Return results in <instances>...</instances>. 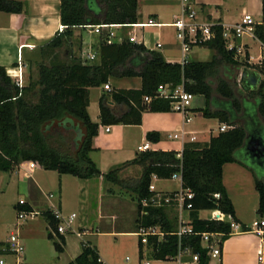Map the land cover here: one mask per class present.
Instances as JSON below:
<instances>
[{
  "label": "trees",
  "instance_id": "1",
  "mask_svg": "<svg viewBox=\"0 0 264 264\" xmlns=\"http://www.w3.org/2000/svg\"><path fill=\"white\" fill-rule=\"evenodd\" d=\"M23 9L22 1L0 0V11L21 13ZM60 16L64 30L42 47L41 52L51 56L52 60L39 65L35 83L20 86L0 65V170L9 171L22 162L34 161L60 174L80 178L102 176L110 184L128 188L121 173L125 167L137 166L140 175L130 189L138 205V228L153 225L162 227L166 233L163 239L151 236L149 242L153 246L155 258L164 260L174 259L178 254L179 238L172 234L178 225L172 222L164 206L146 207L147 213L143 214L142 200L156 194L151 189L154 176L171 178L173 173L182 171L184 188L194 192L190 200L193 205L190 216L194 234L185 235L182 245L191 246L192 253L199 254L198 264H209V250L202 245L201 234L222 232V240L225 241L230 236L231 225L221 219L201 218L200 211L219 209L232 215L234 220L237 219L223 180L226 163L241 162L254 172L259 193L258 213L264 217V166L260 167L262 172H257L243 158L247 156L258 160L245 145L247 131L260 138L264 144V49L259 65H252L247 60L240 61L236 49L228 48L222 25H215V37L198 43L215 50L208 61L168 62L161 52L150 50L143 43L124 39L121 43L107 44L103 39L99 56L90 63L73 56L74 28L136 23L138 0H61ZM255 34L264 44L263 24L256 25ZM63 48L66 59L71 57L70 61L58 58V50ZM241 65L257 66L263 74L258 89L250 91L245 97L238 96L234 84L221 72L222 68L230 70ZM137 76L142 79L140 88H114L103 94L100 98L101 123L92 121L88 111L90 88L108 84L111 78ZM213 79L217 81L216 88ZM162 84L172 87L183 84L188 92L204 95L207 105L198 109L203 116L217 118L232 127L212 136L204 147L185 145L181 156L175 150L142 151L134 159L102 173L90 157V152L95 149L93 140L100 126L141 124L146 111L173 110V99L157 94ZM146 96L151 101L146 102ZM69 116L77 118L84 127V131L80 126L75 127L82 140L75 158L67 156L51 142L52 124L62 118L71 121ZM160 138L159 131L147 133V139L152 142H158ZM108 191L114 192L112 187ZM19 209L33 210L28 204L19 206ZM43 214L51 227L48 237L53 240L57 252L61 253L66 243L65 235L58 232V221L51 210ZM67 264L102 262L97 250L84 243L82 252Z\"/></svg>",
  "mask_w": 264,
  "mask_h": 264
},
{
  "label": "crops",
  "instance_id": "2",
  "mask_svg": "<svg viewBox=\"0 0 264 264\" xmlns=\"http://www.w3.org/2000/svg\"><path fill=\"white\" fill-rule=\"evenodd\" d=\"M18 1L24 3V9L21 13L0 11V65L5 67L8 74L16 81L21 79L22 85H28L29 83L26 82V69L30 63L37 59V56L42 51V47L64 30V25L61 22L60 16L61 0ZM192 2L198 12L199 20L217 23L222 26L239 22L246 13L253 15L254 19L258 22L264 19L263 0H192ZM180 15L181 6L175 0H138V20L136 24H115L112 27V30L115 32L116 43H121L124 39H129L133 36L136 39V43H143L148 49L161 52L168 62L183 63L186 58L182 43L177 38L176 27L170 25ZM149 19L162 23V25L141 26L138 24L146 23ZM80 29L89 28L78 26L73 30L74 35L72 37L81 36L82 38L79 55L74 57L83 60V53L89 46H92V38L89 35L88 39L84 40ZM89 33L92 34L90 30ZM97 37L98 39L94 44V48L100 51L103 37L100 34ZM252 39L260 43V49L256 55L252 54V50H254L250 43ZM235 42L239 47L243 46L244 49V53L237 56L238 58L240 55L243 56L242 59L239 58L240 61L249 59V63L252 65H259L261 63L264 44L256 34L254 36L243 34L241 37H236ZM158 43H161V47H158ZM195 46H199L201 49L209 47L192 45L187 55V60L201 61L197 58L198 53L193 51ZM212 50L214 55L215 50ZM90 63H93V61ZM256 67L253 69L259 71ZM225 70V68H222L221 72L225 73ZM261 75L263 78L262 73ZM131 79V82L127 83V86H113V89H137L141 87V77H131ZM109 82H111V79ZM102 86L105 87V85L97 87L98 94L95 99L98 104L91 97V90L95 87L90 88L88 111L92 121L97 123H101L100 98L105 94ZM105 90L110 91L112 89L105 88ZM202 96L206 98L204 95ZM201 102V104H191L186 113L175 109L165 112L146 111L143 113L141 124H113L110 131L105 130L106 125H101L98 135L93 140L95 149L90 152L91 159L97 168L102 173H105V169L110 170L116 165L134 159L142 152L139 150V146L146 143L150 145L149 150H175L179 153L183 151L187 144H195L199 147L206 146L211 137L219 133V127L222 123L217 118L203 116V113L198 109L206 107L207 99H202ZM212 122H218V126L217 123ZM242 123H244V120ZM149 131H159L161 134L160 140L158 142L148 140L147 133ZM174 134H178V137L175 138ZM255 157L259 160L260 167H263L264 152L259 153V156ZM39 166L41 169H45L37 163L32 169H26L19 165L8 172L10 173V178L17 176L20 188L27 195V204L45 218L50 232L49 221L43 213L54 209L65 211L64 190L63 186H61L58 196L51 192L52 190L47 191L44 184L40 180H36L34 176ZM99 178L102 180L104 187L102 201L100 205L96 206V208H99V220L94 221L91 215L94 207L87 202H81L82 205L79 211L72 210V213H77L75 229L77 232L83 233L84 236H79L77 233L65 235L66 243L64 251L59 253L53 264H67L74 260L82 252L84 243H88L97 250L102 264H124L120 258L123 252L121 250L124 248H128L134 255H136V252L139 254V263L135 261V264H151L149 261H143V258L146 256L153 258L155 256L153 246L149 242L150 237L148 242H143L141 236L137 234L139 230L137 202L134 206L131 223L126 226L118 225L113 221L112 214H110L108 208L114 203V199L120 201L121 199L118 198L122 197L108 193L109 188L107 187L106 189V183L108 182L102 176H99ZM159 179L166 178L153 177L151 185L155 193H171L178 190L155 188V181ZM223 180L236 210L237 219L235 221L243 228H252L253 223L257 220H254L251 224V220L246 219L240 212L239 205L245 206L249 203L250 206L252 205L253 210L258 213L259 193L256 188L254 172L241 162H229L223 167ZM56 197L57 200L55 201ZM164 207L172 222L178 225L177 229L180 225V217L182 216L185 219V213H187L188 218L185 220H191L190 211L188 210L180 211L176 206ZM208 211H210L208 218L211 219L213 213L211 210ZM49 232L45 233L47 237ZM164 236L165 234L157 237L161 240ZM8 239H0V242L5 243ZM259 244L260 236L254 231L230 235L227 240H222L220 264H257ZM10 256L14 257L12 254H6L5 257L9 258ZM159 261L166 262V259H159ZM8 263L21 264V256L19 258L15 256V259L10 258Z\"/></svg>",
  "mask_w": 264,
  "mask_h": 264
},
{
  "label": "rangeland",
  "instance_id": "3",
  "mask_svg": "<svg viewBox=\"0 0 264 264\" xmlns=\"http://www.w3.org/2000/svg\"><path fill=\"white\" fill-rule=\"evenodd\" d=\"M80 32L82 33L84 40L88 39L87 37L89 35L91 36V45L94 47V44L98 39V34H90L89 29H80ZM81 39V36L76 38L72 37V51L74 50L73 56L79 55V50L82 46ZM250 43L254 48L252 54L256 55L260 49V43L254 39H252ZM86 50H88V48ZM64 51V48L58 50V58L70 61L71 57L66 59ZM193 51L198 53L197 58L201 61H208L213 57V50L211 48L201 49L199 46H195ZM239 58L242 59L243 56L240 55ZM51 60V56H47L43 52H40L37 59L30 63L26 69V82L35 83L37 81L39 65L41 63H49ZM237 67L242 68L244 66H235L230 70H225V73H222V76H225L228 81L234 84L239 97H245L248 96V93L240 86L238 81H233ZM131 80V77H123L122 79L111 78L109 84L111 89H113V86H127V83L131 82ZM212 83L214 88H216V79H213ZM102 89L105 94L111 91L105 90L104 86H102ZM97 94L98 88H92L91 97L96 103L97 101L95 98L97 97ZM214 94L218 95L217 92H214ZM202 99L205 100L206 98L202 95H194L191 104H201ZM92 113H94V111H92ZM69 117H71V121L62 118L56 120L52 124L53 136L51 142L64 154L75 158L82 141L81 135L77 132L75 127L80 126L83 131L84 127L77 118L72 116ZM212 123H217L218 126V122ZM243 158H246L245 160L253 165L257 172H262L258 160L254 161L253 158L247 156ZM105 170V172L109 171V169ZM139 175L140 172L137 166H129L125 167L121 173V176L124 179V184L128 185V188L106 183V189L107 187H112L114 191L113 193L108 191V193L122 197L118 198L121 199L120 201L112 198L114 199V203L108 208L110 214H112L111 217L113 218V221L120 226L129 225L133 220V210L136 201L134 200L135 194L130 188L135 185ZM34 176L36 180H40L42 184H44L47 191L52 190L51 192L57 194V196L60 187L63 186L65 214L72 213V210L79 211L82 205L81 202H87L94 207V210H92L91 213L94 221L99 220V208H96V206L98 204L100 205L102 201V193H104L103 182L99 176H95L89 180L79 179L71 174H60L55 170L41 169L40 166ZM154 186L157 189H180L179 181L170 178L156 180ZM21 199L27 200V195L20 188L17 176L10 178V173L8 171H0V239H8L12 233L19 235V239L25 247L24 253L20 255L21 264H53L59 256V252L55 249L53 240L45 235V233L49 232L47 222L41 214H38L34 218H19L18 215L20 209L18 203ZM54 200L56 201L57 197ZM239 206L240 212L246 219L248 218L251 220V224L254 220L260 221L262 219V216H260L257 211H254L252 205L250 206L249 203L245 206ZM200 216L202 218H208L210 216V211L203 210L200 212ZM185 219H188L187 213H185ZM121 251L123 252L121 253L120 258L124 264H135V261L139 263V254L137 252L136 255H134L128 248H124ZM10 258L15 259V256H10L6 259L9 260ZM143 261H149L151 264H180L177 259L162 262L151 256L144 257ZM220 262V257L212 258L210 264H220Z\"/></svg>",
  "mask_w": 264,
  "mask_h": 264
},
{
  "label": "built area",
  "instance_id": "4",
  "mask_svg": "<svg viewBox=\"0 0 264 264\" xmlns=\"http://www.w3.org/2000/svg\"><path fill=\"white\" fill-rule=\"evenodd\" d=\"M181 6V15L176 18L173 25L177 29V38L182 43V48L185 53V58L187 60V55L192 48V45H198V43L211 40L215 37L216 32L214 30L217 23L201 21L198 18V12L194 7L192 0H175ZM258 23L264 24V19L261 22L256 21L253 15L246 13L243 18L232 25L222 26L223 27V37L227 40V46L229 49H236L237 56L244 53L243 46L239 47L236 42V37H241L243 34H249L251 36L255 35V27ZM136 24V23H135ZM141 26L147 25H162L153 19H149L148 22L138 23ZM115 24H97V25H88L90 32L100 34L104 36V40L107 44L116 43L115 32L112 30V27ZM63 28V27H62ZM130 41L135 42V37H130ZM158 47H161V43H158ZM99 56L98 49H95L92 46L88 47L83 53L84 62H92L97 59ZM246 60V59H245ZM249 61V59L247 60ZM20 86H22L21 79L17 81ZM106 89H110V85L105 84ZM158 96L171 98L173 109L186 113L188 107L191 105L194 94L188 92L183 84H180L176 87H172L170 84H162L157 90ZM145 101H151L149 96L145 97ZM232 126L227 123H222L219 127V132L227 131ZM111 125L105 126L106 131H110ZM174 137L177 138L178 134H174ZM150 149L149 143L139 146L140 151H147ZM181 156V153L179 154ZM37 165V162L34 161H25L20 164V166L26 169H32ZM171 178L176 179L180 183V189L171 192V193H156L151 198H145L142 200V213L145 214L147 211L146 207L149 206H176L180 211L188 210L190 211L193 207L192 202L190 201L194 197V192L190 189H186L183 186V177L182 171H178L172 174ZM152 189V185H151ZM219 197V194H216ZM27 204V201L21 199L18 203L19 206H24ZM54 217L57 219V230L63 235L77 233L79 236H84L83 233L77 232L75 229V220L77 218V213L73 212L70 214H65L61 209L51 210ZM213 216L211 219H221L223 221L230 222L231 231L230 235L241 232L254 231L260 236V244L257 251V264H264V219L260 221H255L252 225V228H243L239 223H237L232 215L228 213H223L219 209L211 210ZM38 215V212L35 210H24L20 209L19 218H34ZM137 234L141 236L143 242H148L149 237L159 236L166 234L160 227V225H153L149 227H140L137 231ZM179 238V250L178 254L174 257L177 259L180 264H198L199 254H193L191 246H183L182 238L188 234H194L191 220H185L180 217V225L177 230L172 232ZM198 234V233H197ZM222 232H205L202 233V245L205 248H208V255L212 258H218L222 254ZM24 251V246L19 239L18 234L12 233L9 239L5 243L0 244V264H9L6 259V254H12L17 258ZM186 257H189L186 259ZM101 261V260H100Z\"/></svg>",
  "mask_w": 264,
  "mask_h": 264
},
{
  "label": "water",
  "instance_id": "5",
  "mask_svg": "<svg viewBox=\"0 0 264 264\" xmlns=\"http://www.w3.org/2000/svg\"><path fill=\"white\" fill-rule=\"evenodd\" d=\"M262 80V75L259 71L254 70L249 66L242 68L237 67L236 75L233 78L234 82H239L240 86L249 93L257 90ZM245 145L248 150L254 155L259 156V153L264 152V144L262 140L247 131Z\"/></svg>",
  "mask_w": 264,
  "mask_h": 264
},
{
  "label": "flooded vegetation",
  "instance_id": "6",
  "mask_svg": "<svg viewBox=\"0 0 264 264\" xmlns=\"http://www.w3.org/2000/svg\"><path fill=\"white\" fill-rule=\"evenodd\" d=\"M248 149V148H247Z\"/></svg>",
  "mask_w": 264,
  "mask_h": 264
}]
</instances>
